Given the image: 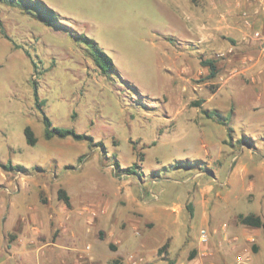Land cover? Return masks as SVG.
<instances>
[{"label":"rangeland","instance_id":"obj_1","mask_svg":"<svg viewBox=\"0 0 264 264\" xmlns=\"http://www.w3.org/2000/svg\"><path fill=\"white\" fill-rule=\"evenodd\" d=\"M180 1L0 0V163L18 167L0 168V264H190L193 252L200 264L235 244L264 254V228L237 221H264V68L219 33L206 41L204 0ZM44 117L89 139L46 140ZM244 230L258 235L242 244ZM91 252L101 261L85 263Z\"/></svg>","mask_w":264,"mask_h":264},{"label":"crops","instance_id":"obj_2","mask_svg":"<svg viewBox=\"0 0 264 264\" xmlns=\"http://www.w3.org/2000/svg\"><path fill=\"white\" fill-rule=\"evenodd\" d=\"M172 1L176 4L178 11H180L181 6H185L182 5L180 0ZM196 11L197 13H194V15L202 16L204 14L206 21L211 22L210 28L207 27L210 33L206 34V41H215V35L219 33L225 36L228 41L227 44H223V50L231 46L230 41H235L236 48L241 50L238 53L239 56L248 57L253 62V67L264 68V40L258 42L253 37L257 33L264 37V0H220L215 3L213 0H204L203 8H196ZM196 28H198L197 34H201L202 29L207 30L204 26H196ZM256 80L259 84L257 88H261L264 85V75H257ZM145 213L146 215L150 214L152 216L150 218L153 220L159 219V215L156 213L148 211ZM257 233V231L244 230L240 234L242 244H245L246 239H249L251 236L258 235ZM235 239L237 240L238 238ZM221 251V254H205L200 264H264V254L258 253L257 250L256 252L253 251L254 254H247L245 251L243 254H235L241 252V245L239 244H235L233 248ZM172 255L169 254V257L173 258ZM84 257L89 259L85 263H88L87 261H101V254H97L96 252L84 254ZM54 258L60 260V262H55L56 264L81 263L78 262L76 254H56ZM196 263L197 257L194 254V258L190 264ZM164 264L166 263L164 262ZM176 264L179 263L176 262Z\"/></svg>","mask_w":264,"mask_h":264},{"label":"trees","instance_id":"obj_3","mask_svg":"<svg viewBox=\"0 0 264 264\" xmlns=\"http://www.w3.org/2000/svg\"><path fill=\"white\" fill-rule=\"evenodd\" d=\"M85 42L88 44V47L90 48L91 52H92V56L93 59L95 61V63L97 64V66L101 69L102 72H105L106 68H111L112 67V63L110 61V59L103 53L101 52L98 47L96 46V44L89 39H86ZM204 66L209 67V76L208 79H213L216 76V70L215 67L213 65V63L211 61H205L202 62ZM203 114L208 118H214L217 117L219 118L218 114L213 111V112H208V111H204ZM216 118V119H217ZM218 123H221V120H218ZM43 125H44V137L46 140H50L53 138H67V137H72L75 140H84V139H89L88 137L84 136V135H79L76 134L74 131L72 130H67V129H61V128H55L51 126V122L49 121L48 118L44 117L43 118ZM24 137H25V141L26 144L28 146H35L37 143V138L34 135L33 130L30 127H25L24 129ZM0 168L3 169L4 171H10L13 167L10 164L7 165H2L0 163ZM18 168V167H14L13 169ZM58 199L61 200L65 206L69 207V197L67 196V194L65 193V191L63 190H59L58 191ZM237 221L241 226H245V227H251V228H264V221L261 219V217L256 216L254 214H248V215H243V214H239L237 216ZM168 248V244L165 243L163 244L159 249H158V255L162 256V254L165 252V250ZM252 250L254 252H256L257 248L256 247H252ZM194 258V252L192 254H190V259ZM163 261L166 262V264H174L172 261L168 260L165 256H163L162 258ZM117 261L114 262V264H116Z\"/></svg>","mask_w":264,"mask_h":264},{"label":"built area","instance_id":"obj_4","mask_svg":"<svg viewBox=\"0 0 264 264\" xmlns=\"http://www.w3.org/2000/svg\"><path fill=\"white\" fill-rule=\"evenodd\" d=\"M255 37L259 40V41H263L264 37L259 35L258 33L255 34ZM208 241V232L204 229H202L199 233V243L200 244H205Z\"/></svg>","mask_w":264,"mask_h":264}]
</instances>
